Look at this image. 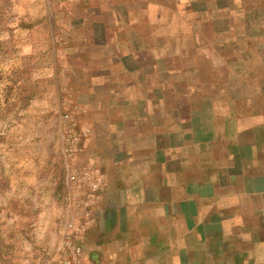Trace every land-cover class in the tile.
Masks as SVG:
<instances>
[{
    "label": "crops",
    "instance_id": "obj_1",
    "mask_svg": "<svg viewBox=\"0 0 264 264\" xmlns=\"http://www.w3.org/2000/svg\"><path fill=\"white\" fill-rule=\"evenodd\" d=\"M6 1L69 81L84 264H264V0Z\"/></svg>",
    "mask_w": 264,
    "mask_h": 264
},
{
    "label": "rangeland",
    "instance_id": "obj_2",
    "mask_svg": "<svg viewBox=\"0 0 264 264\" xmlns=\"http://www.w3.org/2000/svg\"><path fill=\"white\" fill-rule=\"evenodd\" d=\"M12 12L17 2L0 0V264H84L66 204L79 133L69 81L7 42L21 36L8 33L23 21Z\"/></svg>",
    "mask_w": 264,
    "mask_h": 264
},
{
    "label": "built area",
    "instance_id": "obj_3",
    "mask_svg": "<svg viewBox=\"0 0 264 264\" xmlns=\"http://www.w3.org/2000/svg\"><path fill=\"white\" fill-rule=\"evenodd\" d=\"M71 179L76 180V176L75 175L71 176Z\"/></svg>",
    "mask_w": 264,
    "mask_h": 264
}]
</instances>
